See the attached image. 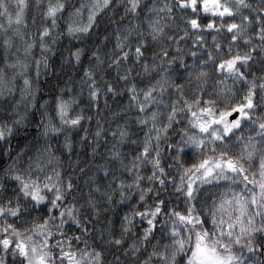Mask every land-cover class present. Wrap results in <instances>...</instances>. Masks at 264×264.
<instances>
[{"label": "snow or ice", "instance_id": "6c2138e0", "mask_svg": "<svg viewBox=\"0 0 264 264\" xmlns=\"http://www.w3.org/2000/svg\"><path fill=\"white\" fill-rule=\"evenodd\" d=\"M0 160V264H264V0H0Z\"/></svg>", "mask_w": 264, "mask_h": 264}, {"label": "trees", "instance_id": "16d2710c", "mask_svg": "<svg viewBox=\"0 0 264 264\" xmlns=\"http://www.w3.org/2000/svg\"><path fill=\"white\" fill-rule=\"evenodd\" d=\"M63 43L66 44L67 41L65 40ZM50 63L52 64V67H50L47 70L42 68L41 75L37 80V83L39 84V90L37 91L36 94L38 102L35 103L34 106L28 108L25 124H23L19 128L18 132L14 135V137L11 140V146L14 149V151L11 152V155L13 156L16 154L17 151H19L21 147H24L25 142L31 141L38 131L36 128V123L40 119L39 115L37 114L39 109V102H43L44 100L50 99L52 95L58 94V92L55 91L57 85L58 84L62 85L63 80L67 79L66 76L62 77L61 72L57 70L60 66V57L58 53L52 57ZM32 75L33 76L35 75L34 66L32 69ZM120 102L124 103L125 101H120ZM109 103L110 104L112 103L111 98L109 99ZM112 107L115 108L116 106L113 104ZM20 111L24 112L23 105H21ZM28 121H31V125H29ZM60 139H63V137H61ZM3 146L8 147V145L6 144ZM80 155L81 157H83L84 155L83 150L80 151ZM72 159L73 160L76 159L75 154H73ZM3 163L4 161L0 160V164Z\"/></svg>", "mask_w": 264, "mask_h": 264}]
</instances>
